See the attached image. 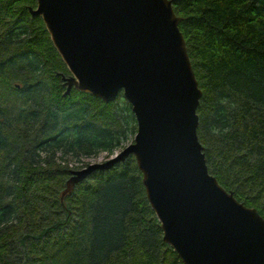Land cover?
Instances as JSON below:
<instances>
[{
    "label": "trees",
    "instance_id": "trees-1",
    "mask_svg": "<svg viewBox=\"0 0 264 264\" xmlns=\"http://www.w3.org/2000/svg\"><path fill=\"white\" fill-rule=\"evenodd\" d=\"M35 0H0V264H183L133 156L60 196L69 158L112 153L135 118L70 87ZM200 96L207 170L264 218V0H171Z\"/></svg>",
    "mask_w": 264,
    "mask_h": 264
},
{
    "label": "water",
    "instance_id": "water-1",
    "mask_svg": "<svg viewBox=\"0 0 264 264\" xmlns=\"http://www.w3.org/2000/svg\"><path fill=\"white\" fill-rule=\"evenodd\" d=\"M70 87L129 103L132 141L71 169L60 196L132 155L162 239L183 264H264V218L207 170L197 139L200 89L171 0H35Z\"/></svg>",
    "mask_w": 264,
    "mask_h": 264
},
{
    "label": "rangeland",
    "instance_id": "rangeland-1",
    "mask_svg": "<svg viewBox=\"0 0 264 264\" xmlns=\"http://www.w3.org/2000/svg\"><path fill=\"white\" fill-rule=\"evenodd\" d=\"M122 96V95H121ZM134 134V133H133ZM132 138H133V135L131 136V138H130V140L128 139V140H126L123 144H122V146L123 145H125V144H127L128 142H130V141H132ZM122 146H120V147H122ZM119 147V148H120ZM119 148H117V149H115L114 151H117V150H119ZM113 151V152H114ZM111 154V153H110ZM109 155V154H108ZM108 155H105V152H100V153H98L97 155H95V156H81V157H78V158H69L68 159V161H69V166H74V168H72V169H77V168H80V167H82V166H84V165H86L88 162H91V161H100V160H103L104 158H106ZM69 173H70V171H69ZM68 177V176H67ZM66 177V178H67Z\"/></svg>",
    "mask_w": 264,
    "mask_h": 264
}]
</instances>
